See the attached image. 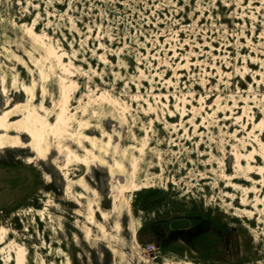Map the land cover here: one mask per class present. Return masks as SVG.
I'll return each mask as SVG.
<instances>
[{"label":"rangeland","instance_id":"1","mask_svg":"<svg viewBox=\"0 0 264 264\" xmlns=\"http://www.w3.org/2000/svg\"><path fill=\"white\" fill-rule=\"evenodd\" d=\"M0 264H264V0H0Z\"/></svg>","mask_w":264,"mask_h":264}]
</instances>
